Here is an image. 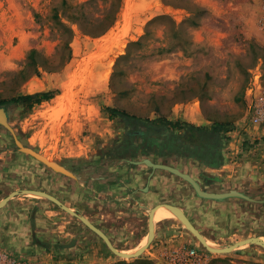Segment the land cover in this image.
<instances>
[{"label": "rangeland", "instance_id": "rangeland-1", "mask_svg": "<svg viewBox=\"0 0 264 264\" xmlns=\"http://www.w3.org/2000/svg\"><path fill=\"white\" fill-rule=\"evenodd\" d=\"M108 9L109 3L102 0H0V104L19 96L54 95L40 104L23 100L6 105L9 125L23 146L77 176L67 178L26 157L12 136L0 129V160L7 165L0 174V200L27 186L37 187L58 195L79 216L85 218V213L89 222L100 226L105 221L115 227L117 220L124 221L128 236L145 237L149 210L128 204L131 178L141 173L129 162L171 161L175 156L162 158L142 147L122 150L126 140L136 139H127L123 123L111 119L106 108L154 126L191 112L189 118L195 117L191 120L203 118L194 122L200 128L221 126L224 155L235 152L236 146L226 148L232 139L241 138L234 159L255 162L250 167L262 171L258 181H249L256 191L243 193L254 202L215 201L210 203L215 217L201 223L195 213L194 223L219 247L264 238V126H252L248 112L251 98L264 93V0H122L114 25L101 36H86L73 23L91 21L94 27L82 28L98 32ZM68 30L73 32L70 60L55 71L65 52L59 38L66 39ZM27 198L51 204L45 198ZM63 212L95 244L93 249L107 252L109 264H264L260 245L213 253L174 218L157 222L150 242L154 249L163 242L166 249L120 258L79 219ZM66 236L75 234L70 231ZM192 248L198 249V257L186 255ZM49 257L41 264L84 261L81 254Z\"/></svg>", "mask_w": 264, "mask_h": 264}, {"label": "crops", "instance_id": "crops-1", "mask_svg": "<svg viewBox=\"0 0 264 264\" xmlns=\"http://www.w3.org/2000/svg\"><path fill=\"white\" fill-rule=\"evenodd\" d=\"M190 114L192 113L186 112L184 117H179L177 119L175 118V120L179 119L182 122H187L195 126L196 124H194V122L203 121V118L199 121L191 120L194 118L190 117V119ZM239 143H241V138L238 140L232 139L230 141L229 147L226 148V150H229L231 146H236L234 147L235 152L232 151L230 154L228 153L227 155H224L221 150L223 158L221 164H218L219 152H216L214 148L211 150L208 149L207 151L203 149L199 152V155L196 153V155L187 154L184 156H173L174 159H171V161H156L151 158V162L154 164L167 165L179 170L184 174H188L198 183L202 191L217 194L236 191L247 194L246 192H249L250 190L256 191V189H252L253 186L249 181H258L260 172L262 171L257 170L256 168H251L252 166L250 167V165H252L251 163L255 162H244V158L234 159L239 150ZM257 146L259 145H256V147ZM225 147L223 148L225 149ZM206 152H208V154H206ZM151 154H154V152L151 151ZM214 154L217 156L216 160H212ZM159 156L166 158L168 155L165 154ZM26 157L30 156L26 155ZM129 164L133 168L139 169V171L142 173H137L135 178H131L130 184H133V191H131L133 195H129L131 199L130 197H127V199H130L128 201L129 206L132 205L133 207L136 204L134 207L137 206V208H144L146 210H150L161 203H167L169 205L175 206L184 213V215L199 233H201V231L193 221V216L195 213L199 215L200 219H196L201 223H203L204 220H207L210 216L215 217L216 211L212 208L213 205L210 204L215 201L205 200L197 197L191 186L181 178L167 171L152 170L145 165H135L131 162H129ZM6 167L7 165L5 162L3 163L0 160V174H5L3 172ZM142 181H145V184L141 188H138V186L140 187ZM224 185L228 186L225 190L215 189L219 186L221 188ZM230 185L233 186L229 187ZM244 187H250V189L246 191ZM26 190L40 191L41 189L27 186ZM42 192L47 193L48 191L44 190ZM53 196H55L63 205L66 204L58 195ZM27 197H29V195L16 196L13 198V200L8 201L3 208L1 207L0 251L6 252L15 257H29L30 259L38 262L43 261V263L49 260V256H56L57 254H59V256H78L81 254L84 256V261H82L83 263L69 264H109L107 252L99 247H95L93 249V242L90 243L89 239L87 238L88 236H86L82 230L78 229L74 224L70 223L65 218V216H63L64 212L58 206L52 202H50L51 204H48L49 202L31 200V198ZM70 209L78 212V210L74 208L70 207ZM216 210L218 211L219 208H216ZM189 211H193L191 215L188 214ZM84 216L86 219L90 220L85 213ZM213 220L214 218L212 219V223ZM106 223L107 222L105 221H101V225L98 226L92 222V224H94L107 236L113 246L120 244H135L133 248H120L118 250H133L140 246L148 235L147 234L142 238L140 237V239L139 237L134 239V237H130L131 235H127L130 234V228L127 227V224L124 221L117 220L115 222V227H112ZM70 231L75 234L74 237L66 236V233H70ZM201 235L205 238L203 233H201ZM165 241V243L169 242L167 240ZM70 246H72V248H69ZM155 246H158L157 242L155 243ZM160 247L164 249L167 248L163 242H160V246L156 247V249H154V246H151L150 243L147 247V250L150 252L151 250H155L158 253ZM192 249L196 252H199L198 249Z\"/></svg>", "mask_w": 264, "mask_h": 264}, {"label": "trees", "instance_id": "trees-1", "mask_svg": "<svg viewBox=\"0 0 264 264\" xmlns=\"http://www.w3.org/2000/svg\"><path fill=\"white\" fill-rule=\"evenodd\" d=\"M104 3H109L108 13L102 19L103 23L100 24V30L98 32H92L86 28H82L83 24H86L91 29L93 22L85 21L80 23L78 19H74L73 23L78 24L82 33L86 36L96 37L105 34L115 23L118 13L121 9L122 0H102ZM60 26H63L61 22ZM67 29V28H66ZM68 37L66 39L59 38L60 50H64V56H62L58 67L55 71L63 68L70 60V50L69 43L73 37V32L68 30ZM54 98L51 92H44L33 95L19 96L12 98L8 102H3L0 107H6L8 104H16L19 101H35L36 104H40L41 101H49ZM111 119L117 118L126 128V133L138 132L140 139L144 141L143 147L150 148L154 154L168 155V156H184V155H199V152L204 150H211L214 148L216 152L218 151L219 158L218 164L222 163V135L221 126L219 124L213 126L210 129L200 128L193 124L182 122L180 120L175 121H165V125L154 126L153 123L141 122L136 118L128 116L122 111L115 110L113 108H106ZM151 125V126H150ZM208 154V152H206ZM211 155V153L209 152ZM217 156L214 154L212 160H216ZM116 264H125V262H118Z\"/></svg>", "mask_w": 264, "mask_h": 264}, {"label": "water", "instance_id": "water-1", "mask_svg": "<svg viewBox=\"0 0 264 264\" xmlns=\"http://www.w3.org/2000/svg\"><path fill=\"white\" fill-rule=\"evenodd\" d=\"M0 129L5 130L6 132H8L12 136L14 144L20 153L26 154V155L34 158L36 161L40 162L41 164H43L44 166H46L47 168L51 169L53 172H55L59 175H62V176H65V177L71 178V179H77V176L75 174H73L72 172H70L65 167L61 166L60 164H58L56 162L47 161V159L44 158L43 156H41L39 153L35 152L31 148L23 146V144L17 139L13 129L9 125V112L6 109V107H0ZM131 163L135 164V165H145L146 167L151 168L152 170L167 171V172L181 178L182 180H184L185 182H187L191 186V188L195 192L196 196L201 198V199L222 202L226 199L237 198V199H242V200H245L248 202H254V200L252 198L244 195L243 193L236 192V191H231V192H227V193H218V194L217 193H208V192L202 191L200 186L198 185V183L193 178H191L188 174H184V173L180 172L179 170L172 168L170 166H167V165L154 164L153 162H151L148 159H145L142 161H137V162H131ZM27 193L38 194V195L42 196L43 198L50 200L53 204L58 206L60 209H62L66 213H68L71 216L79 219L89 230L94 232L96 235L99 236V238L101 240H103V242L105 243V245L109 248V250L111 252H113L114 254H118L117 253L118 250L113 247V245L111 244V242L109 241L107 236L100 229H98L96 226L91 224L84 217L79 216L74 210L63 205L58 199H56L55 197H53V196H51L45 192L34 191V190H21L19 192H12L8 197L0 200V208L3 207L10 199H12L16 196H19V195H25ZM160 206H165V207L169 208L172 212H174L178 216V218L181 220L183 225L198 240V242L206 250H210L206 244L205 238L195 229V227L191 224V222L188 220V218L184 215V213L179 208L172 206V205H169V204H160V205L153 207L152 209H150L148 211V239H147V242L143 248H141L139 251H137L136 253L131 255V258H138L143 253L145 248H147L149 246L151 239H152V236H153V229H152L153 226H152L151 217H152V214L155 211V209H157ZM245 244H258L262 248H264V243L258 241V237H254V238H249V239L237 242V243L230 245V246L221 247L222 250L213 251V252H218V254H221V252H232V251L236 250L238 247L245 245Z\"/></svg>", "mask_w": 264, "mask_h": 264}, {"label": "built area", "instance_id": "built-area-1", "mask_svg": "<svg viewBox=\"0 0 264 264\" xmlns=\"http://www.w3.org/2000/svg\"><path fill=\"white\" fill-rule=\"evenodd\" d=\"M252 126H264V93L258 98L253 96L250 101L249 111ZM187 256L198 257L193 249L188 250ZM0 264H41V262L30 259L29 257H15L6 252L0 251Z\"/></svg>", "mask_w": 264, "mask_h": 264}, {"label": "bare ground", "instance_id": "bare-ground-1", "mask_svg": "<svg viewBox=\"0 0 264 264\" xmlns=\"http://www.w3.org/2000/svg\"><path fill=\"white\" fill-rule=\"evenodd\" d=\"M191 118H195V117H193V116H191ZM41 155V154H40ZM41 156H43L44 158H46L47 159V161H51V162H54L53 160H51L50 158H48V157H46V156H44V155H41ZM25 195H29V196H32V197H35V198H43L42 196H40V195H38V194H34V193H27V194H25ZM170 219V218H174V219H177V220H179V221H181L179 218H178V216L174 213V212H172L169 208H167V207H165V206H160V207H158L157 209H155V211L153 212V214H152V217H151V221H152V226H153V236H152V239H151V241L154 239V236H155V226L157 225V222H159V221H161V220H163V219ZM201 234V233H200ZM254 238V237H253ZM147 239H148V236H147V238L142 242V244L139 246V247H137V248H135V249H133V250H129V251H121V250H118L117 251V253L118 254H115L116 256H119L120 258H129V259H134V258H131V255H133L134 253H136L137 251H139L141 248H143L144 246H145V244H146V242H147ZM205 241H206V244H207V246H208V248L210 249V250H208V251H220V250H222V248L221 247H219V246H216L214 243H211V242H209V241H207L206 239H205ZM258 241H260V242H262V243H264V238L263 237H258ZM247 245H249V244H245V245H242V246H240V247H238L237 249H241V248H243V247H245V246H247ZM253 245V244H252ZM147 250V248H145V250L143 251V253L142 254H144V252ZM113 253V252H112ZM213 253H218V252H213ZM228 253H231V252H221V254H228ZM114 254V253H113ZM142 254H141V256H142Z\"/></svg>", "mask_w": 264, "mask_h": 264}, {"label": "flooded vegetation", "instance_id": "flooded-vegetation-1", "mask_svg": "<svg viewBox=\"0 0 264 264\" xmlns=\"http://www.w3.org/2000/svg\"><path fill=\"white\" fill-rule=\"evenodd\" d=\"M126 134L128 135L127 139H129V138L130 139H136V141L129 142V140H126L125 144H123V146L121 145V147H120L122 150H124V148H126V147L130 148L131 152H133V151H135L141 147L144 148L145 150H151V143H149L150 144L149 149L147 147L141 146V144L144 145L143 144L144 141H143V139L142 140L140 139V136H138V132H134L133 134H132V132L131 133L128 132Z\"/></svg>", "mask_w": 264, "mask_h": 264}]
</instances>
